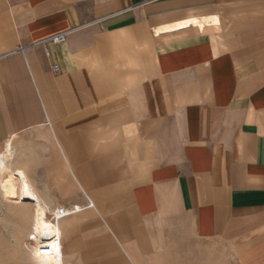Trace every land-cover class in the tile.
I'll list each match as a JSON object with an SVG mask.
<instances>
[{"label":"crops","instance_id":"1","mask_svg":"<svg viewBox=\"0 0 264 264\" xmlns=\"http://www.w3.org/2000/svg\"><path fill=\"white\" fill-rule=\"evenodd\" d=\"M9 145L63 264H264V0H0Z\"/></svg>","mask_w":264,"mask_h":264},{"label":"bare ground","instance_id":"2","mask_svg":"<svg viewBox=\"0 0 264 264\" xmlns=\"http://www.w3.org/2000/svg\"><path fill=\"white\" fill-rule=\"evenodd\" d=\"M203 21H208V19L206 18ZM188 22L190 21L178 25ZM191 22L197 23L199 20L194 19ZM10 159L11 149L9 145L7 150L0 154V191L5 201L29 204L31 207V209H24L31 213L33 220V240L30 250L31 264H63L59 222L64 217L60 214V207L51 214L46 202L32 186H26V188L22 186L21 192H19V184L8 163ZM77 208H79L78 211H81L83 207L77 206ZM66 210L70 211L71 209Z\"/></svg>","mask_w":264,"mask_h":264},{"label":"rangeland","instance_id":"3","mask_svg":"<svg viewBox=\"0 0 264 264\" xmlns=\"http://www.w3.org/2000/svg\"><path fill=\"white\" fill-rule=\"evenodd\" d=\"M29 208V204L7 202L0 195V264H31L33 220L24 210ZM197 248L188 264H238L225 246L205 244Z\"/></svg>","mask_w":264,"mask_h":264},{"label":"built area","instance_id":"4","mask_svg":"<svg viewBox=\"0 0 264 264\" xmlns=\"http://www.w3.org/2000/svg\"><path fill=\"white\" fill-rule=\"evenodd\" d=\"M70 31H62L59 33H56L54 35H51L50 37H47L46 39H43L42 41H40L39 43H54V44H60V43H64L67 39V35L69 34ZM36 43V44H39ZM26 49V47H20V49H18L19 51H24ZM54 71H59V65L56 64L53 67ZM87 204L86 207H93V203L92 201L87 197ZM84 208V207H83ZM81 208V209H83ZM66 209H71L70 211H67ZM79 208H77L76 205L72 206V207H66V206H62L60 207V214L62 217H66L72 214H75L78 211ZM53 217V216H52Z\"/></svg>","mask_w":264,"mask_h":264}]
</instances>
